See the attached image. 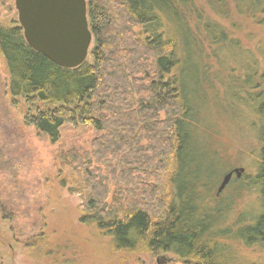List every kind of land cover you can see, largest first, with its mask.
<instances>
[{"label":"trees","instance_id":"obj_1","mask_svg":"<svg viewBox=\"0 0 264 264\" xmlns=\"http://www.w3.org/2000/svg\"><path fill=\"white\" fill-rule=\"evenodd\" d=\"M87 2L93 63L88 59L76 70L61 69L34 52L20 27L0 28V55L11 75L12 96L50 106L28 119L52 142L60 139L65 126L90 127L105 133L95 144L102 152L110 148L134 154L139 166L130 172L147 173L156 182L139 189L126 185V198L136 200L139 194L140 201L124 205L118 200L107 206L106 179L97 182L81 162L75 164V178L86 191L87 212L113 235L119 249L134 250L142 241L155 254L218 264L214 258L220 247L211 248L210 241L220 212L199 201V190L217 174L201 110L208 103L211 76L218 78L227 69L224 59L252 57L237 33L250 25L264 26V0ZM138 28L142 30L136 32ZM259 48L264 53V42ZM255 63L242 64L243 92L236 82L221 88L249 105L255 115L260 149L252 182L260 190L264 209V73L259 77ZM134 94L139 97L137 108ZM143 142H149L152 156L146 155ZM174 165L176 194L171 202L159 179ZM239 239L248 247L264 246V211L253 225L240 229Z\"/></svg>","mask_w":264,"mask_h":264},{"label":"rangeland","instance_id":"obj_2","mask_svg":"<svg viewBox=\"0 0 264 264\" xmlns=\"http://www.w3.org/2000/svg\"><path fill=\"white\" fill-rule=\"evenodd\" d=\"M0 14V28L20 27L14 0H0ZM237 36L253 54L226 57L227 69L220 77L210 78L209 99L202 107L201 119L206 127L205 142L215 154L213 171L217 174L199 190V201L206 207L214 205L220 212L213 222L217 232L212 233L210 241L211 248L220 247L216 263L264 264V246L248 247L239 239L240 229L253 225L264 211L260 190L252 182L260 149L256 119L249 105L235 101L221 88L236 82L242 92L245 90L244 62L256 60L259 77L262 76L264 53L259 46L264 42V26L250 25ZM88 63H93L91 57ZM11 84L7 62L0 55V264H158L163 256L170 259L165 264H198L175 254H155L142 241L134 250L119 249L113 235L87 212L86 191L75 178V164L81 162L86 171L94 173L97 182L100 177L106 179L107 206H114L118 200L124 205L140 201L139 194L136 200L126 198V185L139 189L156 182L147 173L130 172L139 166L134 154L110 148L102 152L95 146L105 133L75 125L65 126L56 142L39 134L28 118L48 111L50 106L34 98L12 96ZM135 95L133 106L137 108L139 97ZM161 118L165 119L164 114ZM142 144L146 155L152 156L149 142ZM73 157L81 160L75 162ZM239 168L245 169L242 177L233 179L217 197L223 177ZM175 169L174 165L159 179L172 197L171 202L176 194ZM211 173L212 168L209 177Z\"/></svg>","mask_w":264,"mask_h":264},{"label":"water","instance_id":"obj_3","mask_svg":"<svg viewBox=\"0 0 264 264\" xmlns=\"http://www.w3.org/2000/svg\"><path fill=\"white\" fill-rule=\"evenodd\" d=\"M14 1L29 48L61 69L76 70L87 62L94 43L87 0ZM244 173L245 169L239 168L224 176L217 196L228 187L234 175L240 179ZM169 261L163 256L158 264Z\"/></svg>","mask_w":264,"mask_h":264},{"label":"flooded vegetation","instance_id":"obj_4","mask_svg":"<svg viewBox=\"0 0 264 264\" xmlns=\"http://www.w3.org/2000/svg\"><path fill=\"white\" fill-rule=\"evenodd\" d=\"M231 172H232V171H231ZM235 178L237 179L236 175H234V176H233V178H232L231 182H232V181H233V179H235ZM231 182H230V184H231ZM230 184H229V185H230ZM229 185H228V186H229ZM217 191H218V190H217ZM224 191H225V190H224ZM224 191H223L222 193H224ZM222 193H221V194H222ZM216 196H217V195H216ZM217 197H220V196H217Z\"/></svg>","mask_w":264,"mask_h":264}]
</instances>
